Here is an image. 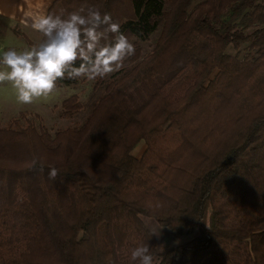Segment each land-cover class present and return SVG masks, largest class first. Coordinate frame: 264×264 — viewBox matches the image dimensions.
<instances>
[{
    "label": "trees",
    "instance_id": "1",
    "mask_svg": "<svg viewBox=\"0 0 264 264\" xmlns=\"http://www.w3.org/2000/svg\"><path fill=\"white\" fill-rule=\"evenodd\" d=\"M81 6L135 54L89 102L62 101L75 123L52 132L22 111L0 126V264H139L134 248L158 246L143 217L186 238L158 264H264V0H55L47 14ZM8 30L25 37L0 13Z\"/></svg>",
    "mask_w": 264,
    "mask_h": 264
},
{
    "label": "clouds",
    "instance_id": "2",
    "mask_svg": "<svg viewBox=\"0 0 264 264\" xmlns=\"http://www.w3.org/2000/svg\"><path fill=\"white\" fill-rule=\"evenodd\" d=\"M30 26L42 35V41L20 52L9 49L0 56V84L10 83L21 104L49 96L58 80L103 79L121 70L125 60L135 54V45L121 32V25L95 6H81L66 17L36 15ZM58 175L55 167L48 170L50 180ZM131 259L153 264L148 245L134 248Z\"/></svg>",
    "mask_w": 264,
    "mask_h": 264
},
{
    "label": "rangeland",
    "instance_id": "3",
    "mask_svg": "<svg viewBox=\"0 0 264 264\" xmlns=\"http://www.w3.org/2000/svg\"><path fill=\"white\" fill-rule=\"evenodd\" d=\"M55 0H20V8L12 17L13 24L17 25L21 36L12 30L6 31L3 37H0V56L4 51L15 49L20 52L25 49H30L32 46L38 44L41 40V34L31 28L32 17L40 14H47L49 7ZM8 0H0V4L4 7L8 4ZM6 9V8H5ZM0 13H2L0 11ZM158 35L156 34L147 44V49L151 50ZM3 68V65H0ZM94 80L89 81L86 78H80L75 86H56V89L47 97H42L35 100L32 104H21L16 98V90L10 83L0 84V126L3 125L12 117H18L22 111L27 113L37 114V122L47 127L50 131H55L58 128L66 127L75 122L64 118L61 115L62 101L77 94L81 101L89 102V97L92 92ZM147 144L141 141L132 150V154L141 157L145 152ZM145 223L156 233L158 239L157 253L153 258V264H158L160 254L163 253L167 245L176 246L186 240L185 236L175 238L170 231L160 225L156 220L143 217Z\"/></svg>",
    "mask_w": 264,
    "mask_h": 264
},
{
    "label": "crops",
    "instance_id": "4",
    "mask_svg": "<svg viewBox=\"0 0 264 264\" xmlns=\"http://www.w3.org/2000/svg\"><path fill=\"white\" fill-rule=\"evenodd\" d=\"M8 4L4 7V5H1L0 4V11L9 16L10 18H14L13 14L17 11L18 12V9L20 8H17V7H20L19 4H20V0H8ZM6 8V9H5Z\"/></svg>",
    "mask_w": 264,
    "mask_h": 264
}]
</instances>
